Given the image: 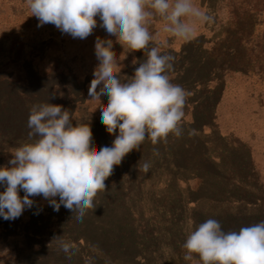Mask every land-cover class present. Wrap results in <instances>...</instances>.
<instances>
[{
  "label": "rangeland",
  "instance_id": "rangeland-1",
  "mask_svg": "<svg viewBox=\"0 0 264 264\" xmlns=\"http://www.w3.org/2000/svg\"><path fill=\"white\" fill-rule=\"evenodd\" d=\"M216 1L195 3L214 18ZM96 19L92 35L73 39L54 25L37 27L25 0H0V167L9 166L13 150L27 142L34 104L61 105L74 126L89 123L97 148L110 146L118 135L98 124L108 98L88 95L99 63L95 40H113L121 82L134 76L138 64L132 60L142 62L144 53H124ZM213 24L214 19L198 25L189 40L163 33L159 19L149 26L160 33L156 43L162 52L175 58L171 81L191 92L183 135L170 134L155 145L146 139L127 154L82 222L63 205L54 211L42 196L30 197L33 207L15 220L0 217V264H191L183 260L182 247L189 220L198 225L216 219L226 232L264 221V79L250 69L247 75L220 71L211 49L224 34L212 30ZM254 28V39L261 40L264 34L257 33L264 32V23ZM242 56L236 50L237 59ZM61 236L68 253L60 240L52 242Z\"/></svg>",
  "mask_w": 264,
  "mask_h": 264
},
{
  "label": "clouds",
  "instance_id": "clouds-1",
  "mask_svg": "<svg viewBox=\"0 0 264 264\" xmlns=\"http://www.w3.org/2000/svg\"><path fill=\"white\" fill-rule=\"evenodd\" d=\"M25 2L39 21L37 27L51 24L62 34L84 40L93 34L99 17V27L116 38L124 53H144L142 62L132 60L134 66L138 64L134 76H124L129 82H121L113 40H95L99 63L88 95L90 100L108 98L100 107L101 123L110 135L118 130L110 146L95 147L89 123L75 121L74 126L71 112L63 106L38 103L29 110L27 142L13 150L9 166L0 167V186L4 187L0 217L4 220L20 217L33 207L30 197L42 196L54 211L63 205L82 222L89 210H95L94 198L98 192H106L105 181L127 154L139 150L146 139L155 145L170 134L179 137L184 133V108L191 92L171 81L175 58L156 43L160 33L149 30L152 21L162 22L163 33L189 40L198 25L212 23L214 18L195 0ZM54 98L55 94L51 95L50 99ZM142 167L147 171L151 163L146 161ZM188 227L183 260L191 264H264V221L227 232L212 218L198 225L189 220ZM57 240L68 253L70 245L62 242V236L52 242Z\"/></svg>",
  "mask_w": 264,
  "mask_h": 264
},
{
  "label": "trees",
  "instance_id": "trees-1",
  "mask_svg": "<svg viewBox=\"0 0 264 264\" xmlns=\"http://www.w3.org/2000/svg\"><path fill=\"white\" fill-rule=\"evenodd\" d=\"M217 3L220 5L218 8ZM225 7L227 13L226 16H222L221 10ZM214 10L216 16L211 29H219L224 34L223 39H219L211 49L217 66L221 67L220 71L225 70V73L233 75H247L250 69L252 74L264 79V36L261 40L254 39L255 25L260 26L264 23V0H217ZM257 34L263 35L264 32ZM226 45L232 48H226ZM236 50L238 54H243L239 59L236 57ZM224 57L227 60H224ZM98 124L100 129H105L103 124ZM166 195L165 192L160 193L162 202H165Z\"/></svg>",
  "mask_w": 264,
  "mask_h": 264
}]
</instances>
